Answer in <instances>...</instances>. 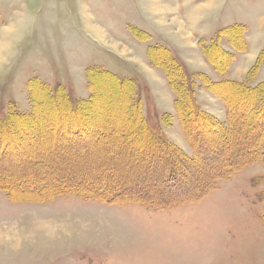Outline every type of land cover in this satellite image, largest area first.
I'll use <instances>...</instances> for the list:
<instances>
[{
    "label": "rangeland",
    "instance_id": "374dc122",
    "mask_svg": "<svg viewBox=\"0 0 264 264\" xmlns=\"http://www.w3.org/2000/svg\"><path fill=\"white\" fill-rule=\"evenodd\" d=\"M153 61L215 101L210 131L184 133ZM241 83L264 89V0H0V264H264V92Z\"/></svg>",
    "mask_w": 264,
    "mask_h": 264
},
{
    "label": "trees",
    "instance_id": "16d2710c",
    "mask_svg": "<svg viewBox=\"0 0 264 264\" xmlns=\"http://www.w3.org/2000/svg\"><path fill=\"white\" fill-rule=\"evenodd\" d=\"M217 40L216 41H212L211 42V44L209 45V46H203L202 47V50H203V52H204V54L207 56V58L209 59V61H213V58H212V56H211V51H212V49L213 48H215L216 46H217ZM157 49L159 50V49H163L162 47L161 48H158L157 47ZM149 53H150V56L152 57V58H154L153 56H152V53H151V51H149ZM221 53V52H220ZM225 57H228V55L227 54H225L224 55ZM170 61V60H169ZM171 61H173L174 62V60L173 59H171ZM154 62V61H153ZM154 64L156 65V66H160V67H162L163 68V70H164V72L166 73V76H167V79H168V82H169V86H170V88L173 90V92H174V94H175V100H174V105H175V108H176V111H177V114H178V116H179V118H180V121H181V124H182V127H183V130H184V133L186 134V135H188L189 136V133H188V130H187V128H186V123L187 122H191V121H193L194 123H203L205 126L204 127H206V128H208V130L210 131V128H211V125H212V123L213 124H215L216 122L214 121L215 119L210 115V114H208L207 112H205L203 109H201L200 107H199V105L197 104V103H194V99H193V94H192V90H191V88L188 86H186L185 85V83H180L179 82V80H181V76L179 75V71H178V69L176 68L177 67V64H172L171 62H154ZM170 64L171 65H173V66H170ZM215 64V63H214ZM176 66V67H175ZM216 69L217 70H219V71H222L221 69V67H219V65L217 64V67H216ZM103 72H99V74L98 73H94V74H91V76H94V78L95 77H100V76H103V75H100V74H102ZM108 76H111V75H113V77H112V79L116 82V84H118V85H120L121 87L123 86V85H128V86H130V85H132V87H133V95L135 94V95H137V91H136V85H135V82L133 81V80H127V81H125L124 79H120V78H118V77H116V76H114V74H107ZM105 76V75H104ZM201 76V75H200ZM202 78H203V81L205 82V83H207V80H208V78L207 77H203L202 76ZM94 81L95 80H92V82H90V84L92 85H95L94 84ZM225 83H223V84H227V88H229V89H233V87H231V86H233V85H235L236 83H235V81L233 82V81H224ZM221 84V83H220ZM223 84H221V85H223ZM262 84H264V83H262ZM37 85H40L39 83H37ZM134 85V86H133ZM207 85H208V87L210 88V90L211 91H213V92H215V93H217L216 95H218L220 98H222L223 99V101H224V103H225V105H226V108H227V117H228V124H229V127H231L232 126V122H231V115H232V106H231V101H230V99L228 98V96L227 95H223V94H221V93H218L217 92V90H216V88L218 87H216L215 86V84H209V83H207ZM239 87H241V90H240V93L241 94H239L240 95V97H242V95H244L246 92H249V93H254V96L252 97V99H251V102H252V107L253 108H256V110L257 111H259L260 109V105H262L263 103L261 102V98L264 96L263 95V92H264V89L262 90V92L260 91L259 92V90H261V88H263V85L261 86L260 85V87L258 86V87H249V86H245L243 83H241L240 85H239ZM135 88V89H134ZM32 89H33V87H32ZM127 91H125V94L126 95H128L129 96V92H127ZM235 92V91H234ZM131 94V93H130ZM133 95H131V96H133ZM261 95H263L262 97H261ZM227 96V97H226ZM228 98V99H227ZM264 98V97H263ZM91 100V99H90ZM57 102V101H56ZM88 102V101H87ZM233 102H234V100H233ZM237 103H239V102H237ZM240 103H241V101H240ZM133 104H135L136 105V108L134 109V110H137L138 111V115L136 116L137 118H135V120L136 119H138L137 121H136V123H135V129H136V134L138 135V132L140 133L141 132V130H138L137 129V126L138 127H143V129L142 130H147V131H150L149 132V134L151 135V137H152V139L154 140V142H155V147L157 146V147H161L162 148V145H164V143H166V142H164V139L160 136V135H158L159 133H156L155 131H153V130H151L150 129V127H146L145 125H143V122L144 121H142V116H141V113H140V102L138 101L137 103H133ZM197 105V106H196ZM234 105H236V103L234 102ZM134 106V105H133ZM129 107V106H128ZM131 107V106H130ZM72 111H74V112H77V109L74 107V108H72V107H69ZM252 109V108H251ZM264 109V108H263ZM133 110V109H132ZM252 111V110H251ZM264 111V110H263ZM263 113V112H262ZM251 115V113L249 112H245L244 113V116H250ZM128 116V115H127ZM219 124H220V122H219ZM97 125V124H96ZM100 125H101V127H102V122H100ZM221 125H224V124H222L221 123ZM246 127V126H245ZM244 127V128H245ZM222 128H224V127H222ZM135 131V130H134ZM224 133H227V130L226 129H224ZM121 137H122V135H120ZM187 136V137H188ZM234 136V138L233 139H235V137L237 136L236 134H234L233 135ZM190 137V136H189ZM140 138V137H139ZM143 139H145V137H143ZM163 139V140H162ZM234 142H235V140H233ZM164 142V143H163ZM161 148H159L160 149V151H161ZM164 150V149H163ZM151 153H154V150L152 149L151 150ZM187 157V156H186ZM186 157H184V158H182V160H183V164L185 165V162L186 161H188L189 159H188V157L186 158ZM28 159V158H27ZM26 160V159H25ZM29 160V159H28ZM27 160V161H28ZM234 162V160L232 159V160H227V162H225V163H233ZM247 162H245L244 164H242V165H245ZM171 164L173 165V166H171V168H172V170H171V173L168 175V173H167V176H166V178L167 177H170V178H173L174 176H178V177H180V181L183 179V176L185 177L186 176V174H184L183 172H181L180 171V169L179 168H177L176 166H175V164L173 163V162H171ZM230 164V166H228V168L226 169V170H224L223 172L221 171H219V172H212L213 174H212V176H210L209 177V179H210V181L208 182V184H207V182L205 183V184H199V185H196L197 187H198V189L196 190V192L195 193H193V194H188L189 196H186V197H184V201H189V197L191 198V197H193L194 195H198V200L199 199H201L203 196H205L208 192H210L211 190H213L214 188H216L217 187V183H216V180L218 179H227V178H229L230 176H232V174H234L236 171H238L239 170V168L237 167H233L232 165ZM234 164H236V163H234ZM227 165V164H226ZM179 167V166H178ZM212 179V180H211ZM97 182L99 183V181L97 180ZM182 183V182H181ZM173 185V184H172ZM176 185H178V184H174L173 186H171V185H169L170 186V188L172 189L173 187H175ZM89 187V186H88ZM179 187V186H178ZM180 188V187H179ZM206 189V190H205ZM205 190V191H204ZM97 192H99L96 188H93V189H91V188H88L87 190H86V193H88V195L90 196H93V197H95V198H98L99 200H101V201H103V202H109V200L110 199H106V198H110V197H108V196H105V197H103L102 195L101 196H95V195H93V194H95V193H97ZM58 193V192H57ZM56 193V194H57Z\"/></svg>",
    "mask_w": 264,
    "mask_h": 264
},
{
    "label": "crops",
    "instance_id": "0c3cea01",
    "mask_svg": "<svg viewBox=\"0 0 264 264\" xmlns=\"http://www.w3.org/2000/svg\"><path fill=\"white\" fill-rule=\"evenodd\" d=\"M241 60L242 59H237V61L238 62H241ZM243 62V61H242ZM206 66H209L208 64H206ZM210 67V66H209ZM211 68H213V67H211ZM214 69V68H213ZM209 72H212V71H209ZM214 73H216V71L214 72ZM217 74V73H216ZM228 80H230V79H228ZM234 81V80H233ZM210 94L211 93H209V97H211L210 96ZM215 96V95H214ZM207 100V99H206ZM215 100V99H214ZM214 102L215 101H210L209 99L207 100V101H205V102H202V101H200V104H198L199 106H201L202 107V109L203 110H205V111H207V112H209L210 114H213V115H215L216 113L211 109V106H212V104H214ZM219 102H221V100L219 99ZM222 103V102H221ZM223 107H225V105L223 106ZM213 108V107H212ZM225 111H226V109H225ZM215 113V114H214ZM226 117H227V114H226Z\"/></svg>",
    "mask_w": 264,
    "mask_h": 264
}]
</instances>
